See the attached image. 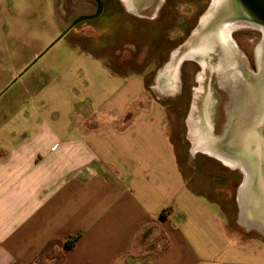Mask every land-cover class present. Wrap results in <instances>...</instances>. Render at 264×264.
Masks as SVG:
<instances>
[{
    "label": "rangeland",
    "instance_id": "obj_1",
    "mask_svg": "<svg viewBox=\"0 0 264 264\" xmlns=\"http://www.w3.org/2000/svg\"><path fill=\"white\" fill-rule=\"evenodd\" d=\"M120 1L118 19L79 24L36 61L95 6L91 0H0V132H37L41 122L52 132L101 125L105 115L86 121L116 87V74H139L148 84L144 106L154 100L164 106L186 176L220 205L228 231L258 235L264 184L255 156L259 140L250 136L261 110L260 30L240 17L226 20L219 6L203 29L213 0H134V9ZM150 36L153 44L145 40ZM198 131L216 152L254 161L241 203L245 172L197 146Z\"/></svg>",
    "mask_w": 264,
    "mask_h": 264
},
{
    "label": "crops",
    "instance_id": "obj_2",
    "mask_svg": "<svg viewBox=\"0 0 264 264\" xmlns=\"http://www.w3.org/2000/svg\"><path fill=\"white\" fill-rule=\"evenodd\" d=\"M116 78L101 125L0 132V264H264V227L228 231L144 78Z\"/></svg>",
    "mask_w": 264,
    "mask_h": 264
},
{
    "label": "water",
    "instance_id": "obj_3",
    "mask_svg": "<svg viewBox=\"0 0 264 264\" xmlns=\"http://www.w3.org/2000/svg\"><path fill=\"white\" fill-rule=\"evenodd\" d=\"M97 4V11L90 16H82L77 18L64 32L63 34L38 58L36 61L44 55L51 47H53L59 40H61L67 33H69L72 29H74L80 23L85 21H91L99 18L103 12V6L100 0H93ZM222 12L227 13L228 17L226 20L235 21L241 18L245 23L256 27L260 30L262 34L261 45L259 49V53L261 55L260 69L261 76L257 82L258 90H259V100L261 103V110L259 116V122L256 127H254L251 132V138L254 142L255 140H259V154L255 155L256 159L258 156L257 162L260 164V173L263 176L264 173V0H225V4H221L219 7ZM240 20V19H239ZM35 61V62H36ZM34 62V63H35ZM27 68L23 73H21L18 78H15L12 82H16L20 79L23 74L28 70ZM10 84L7 89L12 85ZM6 89V90H7ZM1 96V94H0ZM244 164L248 166V170L246 173V182L244 185H248V183L252 179V167L254 166V161L249 164L246 161H242ZM244 187V186H243ZM241 188L239 194L243 196L245 188Z\"/></svg>",
    "mask_w": 264,
    "mask_h": 264
},
{
    "label": "bare ground",
    "instance_id": "obj_4",
    "mask_svg": "<svg viewBox=\"0 0 264 264\" xmlns=\"http://www.w3.org/2000/svg\"><path fill=\"white\" fill-rule=\"evenodd\" d=\"M127 6L128 9H134L135 6V1L134 0H123ZM221 4H225V0H213L212 1V5H211V13L209 12L208 16H205L202 20H201V25L203 27V29L209 25V21H211L213 19V15L214 12L217 10L218 6L220 7ZM227 23V21H225ZM230 23V22H228ZM198 31L195 32V34H197ZM208 39V40H207ZM207 41L212 40V38H208L207 37ZM258 58H259V63H260V54H258ZM195 134L198 136L196 139V144L199 147H202V150H204L205 152H207L209 155L217 158L218 160L224 162L226 165L231 166V167H240L244 172L245 175L247 173L248 170V166L246 164H244L242 161H239L237 159L231 158L230 156H227L223 153H218L213 149V146L209 143V141H207L206 139H203L202 135L203 133L198 131L195 132ZM198 149V147H197ZM246 185L243 187L245 188ZM241 195H240V203H241ZM242 224L244 225H250V223L244 219H241ZM262 228V227H260Z\"/></svg>",
    "mask_w": 264,
    "mask_h": 264
},
{
    "label": "flooded vegetation",
    "instance_id": "obj_5",
    "mask_svg": "<svg viewBox=\"0 0 264 264\" xmlns=\"http://www.w3.org/2000/svg\"><path fill=\"white\" fill-rule=\"evenodd\" d=\"M101 3H102V6H103V12L101 14V16L99 18H97L98 20H102V23H106V21H109L111 19H118V15H119V12H120V7H121V1L120 0H100ZM92 4L95 6V12L97 11V4L91 0ZM94 12V13H95ZM96 19V20H97ZM81 24V23H80ZM112 23H110V25H112ZM78 26V25H77ZM262 181H263V184H264V173H263V176H262Z\"/></svg>",
    "mask_w": 264,
    "mask_h": 264
},
{
    "label": "trees",
    "instance_id": "obj_6",
    "mask_svg": "<svg viewBox=\"0 0 264 264\" xmlns=\"http://www.w3.org/2000/svg\"><path fill=\"white\" fill-rule=\"evenodd\" d=\"M157 36V35H156ZM159 36V35H158ZM156 37V42H159V37ZM155 37V36H154ZM154 37L153 36H150V37H148V39H145L146 41H147V43L149 44V43H152V40L154 39ZM145 41V42H146ZM160 43H161V41H160ZM153 44V43H152ZM156 44V43H155ZM144 82H145V86H146V91H147V86H148V84L146 83V81L144 80ZM162 218H163V214H162ZM76 240V237H73L72 238V240L70 241V242H67V246L69 247V248H71L72 246H73V243H74V241Z\"/></svg>",
    "mask_w": 264,
    "mask_h": 264
}]
</instances>
